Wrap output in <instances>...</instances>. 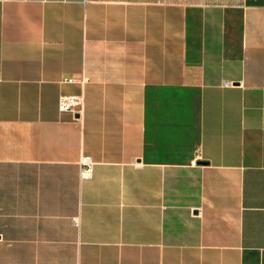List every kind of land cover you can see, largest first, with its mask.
<instances>
[{
  "label": "crops",
  "instance_id": "crops-1",
  "mask_svg": "<svg viewBox=\"0 0 264 264\" xmlns=\"http://www.w3.org/2000/svg\"><path fill=\"white\" fill-rule=\"evenodd\" d=\"M0 264H264V0H0Z\"/></svg>",
  "mask_w": 264,
  "mask_h": 264
},
{
  "label": "built area",
  "instance_id": "built-area-1",
  "mask_svg": "<svg viewBox=\"0 0 264 264\" xmlns=\"http://www.w3.org/2000/svg\"><path fill=\"white\" fill-rule=\"evenodd\" d=\"M67 83L73 80H65ZM84 99L82 96H61L58 103V112L60 113H78L83 109ZM94 162L87 156L81 157L79 161V175L82 180H88L93 173ZM78 225V221L75 220Z\"/></svg>",
  "mask_w": 264,
  "mask_h": 264
}]
</instances>
